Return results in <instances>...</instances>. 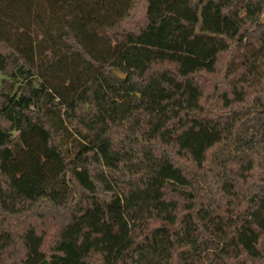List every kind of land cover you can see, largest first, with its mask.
<instances>
[{"label":"trees","instance_id":"1","mask_svg":"<svg viewBox=\"0 0 264 264\" xmlns=\"http://www.w3.org/2000/svg\"><path fill=\"white\" fill-rule=\"evenodd\" d=\"M264 0H0V264H264Z\"/></svg>","mask_w":264,"mask_h":264},{"label":"rangeland","instance_id":"2","mask_svg":"<svg viewBox=\"0 0 264 264\" xmlns=\"http://www.w3.org/2000/svg\"><path fill=\"white\" fill-rule=\"evenodd\" d=\"M264 17V16H263ZM4 76L2 75V73L0 72V80H1V78H3Z\"/></svg>","mask_w":264,"mask_h":264},{"label":"water","instance_id":"3","mask_svg":"<svg viewBox=\"0 0 264 264\" xmlns=\"http://www.w3.org/2000/svg\"><path fill=\"white\" fill-rule=\"evenodd\" d=\"M261 21H262V23H264V17L262 18V20H261Z\"/></svg>","mask_w":264,"mask_h":264}]
</instances>
